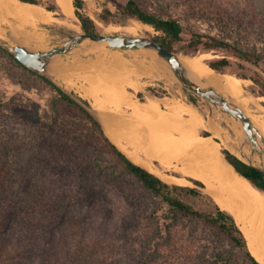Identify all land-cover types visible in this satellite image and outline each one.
Listing matches in <instances>:
<instances>
[{
  "label": "trees",
  "instance_id": "16d2710c",
  "mask_svg": "<svg viewBox=\"0 0 264 264\" xmlns=\"http://www.w3.org/2000/svg\"><path fill=\"white\" fill-rule=\"evenodd\" d=\"M21 1L44 5V0ZM98 1L103 22L127 15L148 24L160 32L154 39L170 51L184 41L187 22L204 19L200 11L179 13L176 8L184 6L173 0H150L148 6L128 0L122 7L116 0ZM74 6L83 30L98 32L84 12L85 0H74ZM46 8L62 13L56 2ZM224 33L222 26L218 35L192 31L188 47L228 51L264 69V36L251 42L241 33L234 39ZM1 57L35 77L49 99L46 113L39 112L40 121L31 128L22 127L27 120L21 119L12 131L0 132V264H263L236 219L205 192L203 182L190 179L197 185L192 187L164 181L129 158L101 121L53 79L0 47ZM208 64L219 73L234 65L226 56ZM252 80L264 95V81ZM191 102L198 106L195 98ZM13 109L26 106L0 100V111ZM223 154L264 191L263 172L229 150Z\"/></svg>",
  "mask_w": 264,
  "mask_h": 264
},
{
  "label": "bare ground",
  "instance_id": "6f19581e",
  "mask_svg": "<svg viewBox=\"0 0 264 264\" xmlns=\"http://www.w3.org/2000/svg\"><path fill=\"white\" fill-rule=\"evenodd\" d=\"M55 1L66 16L65 19H60L57 12L49 11L43 5L20 0H0V36L9 34L17 43L36 46L45 39L43 32L38 30L40 25L57 23L78 30L74 24L77 17L73 1ZM13 20L17 24H11ZM7 23L12 25L10 32L3 29ZM128 25L137 31L151 30V26L140 21L134 20L128 22ZM27 27L34 30H27ZM182 61L195 81L221 87L224 95L231 97L235 104L243 108L264 134L262 98H255L247 91L250 84L248 79L217 73L209 65L204 66L201 58L189 59L183 56ZM91 67L92 73L82 78L90 83V94L95 99L93 105L110 139L135 163L168 183L187 185L190 182L188 177L201 180L216 203L236 219L251 252L264 264V191L224 160L220 143L214 141L213 136L200 134L202 128L206 129L201 115L185 104L165 102L163 107V101L159 98L150 97L146 101L135 99L134 93L127 91L124 85L133 86L137 90L142 85L138 86L139 83L131 82L129 78L126 81L125 78H117L116 70L106 67L96 73V68ZM107 74L111 80H108ZM72 82V79H68L67 85H74ZM112 108H123L130 114H112L109 111ZM167 116L176 117L177 120L171 121ZM227 148L238 157H245L241 151L229 145ZM244 153L249 157L251 155L248 150ZM155 161L159 162L160 167L154 164ZM170 170L180 176L168 175L166 172Z\"/></svg>",
  "mask_w": 264,
  "mask_h": 264
},
{
  "label": "rangeland",
  "instance_id": "374dc122",
  "mask_svg": "<svg viewBox=\"0 0 264 264\" xmlns=\"http://www.w3.org/2000/svg\"><path fill=\"white\" fill-rule=\"evenodd\" d=\"M72 1L74 6V0ZM127 1L128 0H116V6L122 7ZM139 1L144 6H148L150 0ZM54 2L56 1L44 0L43 6L46 7ZM173 3L175 5L183 4L184 7L178 6L176 8L179 13L185 12L186 14H194L196 11H200L204 17V19L197 23L187 22L188 27L184 33V41L176 45L174 51L189 59L201 58V62L204 66H208V62L213 59L222 58L224 56L230 58L234 65L223 74L235 76H238V74H244L247 76L248 78L246 79L250 81L247 91L255 98H262L261 104L264 105V95L262 94L261 85L252 80L254 78L256 80L264 81V69L262 67H259L252 62L240 59L228 51H193L188 47L192 31L218 35L220 34L221 26L226 28V33L223 35L229 39H234L238 36V33H241L242 36L249 37L251 42H258V39L264 36V0H173ZM75 10L74 6V13ZM84 12L95 21L99 33L136 35L138 32H141L137 31L133 26L128 25V22L138 20L127 15L121 16L118 22H103L100 19V15L103 13V7L98 0H85ZM57 14L60 19L66 18L63 12H57ZM76 17L75 13V18ZM243 19L244 22H242ZM11 24H17V22L13 20ZM11 24L7 23L3 25V29L6 32H10L12 26ZM74 24L78 27V30L69 28L64 24L56 23L55 25L73 33L83 32V28L78 17L75 19ZM241 26H243V28H241ZM27 30L34 29L32 27H27ZM38 30L43 32L45 39L40 45L30 46L34 49H50L65 40V37L58 35V32L56 31L52 32L48 29L42 28L41 26H38ZM142 32L152 38L160 34V32L156 31L152 26L151 30L144 29ZM84 58H91L93 62L96 63L102 61L104 64L109 66L107 67L109 70H116L115 76L117 78H125V81L129 78L132 80L131 82L139 83L138 86L142 85L138 90L133 86L124 85V88L127 91L134 93L135 99L146 101L150 97H155L163 101V107L165 102L180 103L191 106L194 111L201 115L206 125V129L202 128L200 130L201 135H203L204 132H210L209 128L211 125L216 126L219 129V132L218 135L216 133L217 137H214V139L220 143L222 152L223 150L231 151L227 148V145L237 150L239 149V138H242L240 135H242L243 129L238 121L230 114H226L216 108L210 102V105L208 106L203 98L183 88L175 80L168 68L154 54L144 50L125 51L112 49L107 46H99L88 51V53L84 55ZM109 70H107L106 73H108ZM53 76L54 78H51H57L55 74ZM106 76L108 80H111L109 74ZM77 85L82 91L84 87L86 88V86H89L90 84L84 81H79ZM215 87L224 94L221 87L216 85ZM30 91L31 93L29 94L28 92ZM140 93H142V95L139 97ZM193 98L196 99L198 106H195L191 102ZM48 99L49 94L43 90L41 84L35 77L29 75L10 58H0V100H3L5 104L11 102V104L20 103L26 106V109H20L21 111L19 109H13V111H0V132L12 131L16 127L17 122L21 119L27 120L25 124H20L22 127L31 128L33 124L40 121V117L42 115H40L39 112L41 114L46 113ZM110 110L112 114H130L123 108L120 110L112 108L109 109V111ZM166 118L171 121L177 120V118L173 116H167ZM206 119L209 120V122H206ZM247 150L250 153L253 152L250 143L247 144ZM256 157H258L257 161L260 162L261 158L258 153H256ZM154 164L160 167L159 162L155 161ZM166 173L168 175H179L171 170ZM187 179L190 181L187 185H177L197 187V185L192 182L189 177ZM197 208L206 209L204 206L199 204L197 205Z\"/></svg>",
  "mask_w": 264,
  "mask_h": 264
},
{
  "label": "water",
  "instance_id": "95a60500",
  "mask_svg": "<svg viewBox=\"0 0 264 264\" xmlns=\"http://www.w3.org/2000/svg\"><path fill=\"white\" fill-rule=\"evenodd\" d=\"M57 32L58 35L65 37V40L50 49L38 50L21 43H17L9 36V34L0 36V47L28 68L36 70L50 78L52 77L51 74L57 64L82 57L95 47L107 46L117 50H144L150 52L168 68L175 80L183 88L203 98L208 106L210 105V102L216 108L226 114H230L238 121L243 129L242 138H239L238 150L245 156L244 158H239L249 166L264 173L263 132L255 126L243 108L233 102L231 97L225 96L213 86L203 85L195 81L191 72L182 61L184 55L168 50L154 38L146 35L142 31L138 32L136 35L118 33L105 34L99 32L88 33L84 30L81 33H73L64 29L58 30ZM216 72L219 73L218 71ZM60 86L74 100L83 105L97 117V113L92 105H87L80 97L73 94V92L69 91L62 85ZM248 143L251 144L253 149V152L250 153V157L244 153V151L247 150ZM256 153L260 155V162L257 161Z\"/></svg>",
  "mask_w": 264,
  "mask_h": 264
},
{
  "label": "crops",
  "instance_id": "0c3cea01",
  "mask_svg": "<svg viewBox=\"0 0 264 264\" xmlns=\"http://www.w3.org/2000/svg\"><path fill=\"white\" fill-rule=\"evenodd\" d=\"M93 63H95L93 65ZM97 64V65H96ZM77 65V66H76ZM91 65H93L92 67L95 69L94 72L96 73H100L101 70L105 69L106 67H109L107 64H104L102 61H99L98 63L96 62H93V60L91 58H84V56L82 57H79L77 59H73V60H69L67 62H64V63H59L57 64L56 68L53 70L51 76L54 78V74L56 75V79H54L58 84L62 85L63 87H65L66 89L70 90V91H73L77 94H79V96H81L83 99H86L90 102V104L92 105V107L94 108L95 112L98 113V111L96 110V108L94 107V103H95V99L91 96V88H90V85L89 86H86V88L81 91L79 88H78V82L79 81H84V82H87L88 84L89 81L85 78H82V77H85V75H88V73H92V71L90 70V67ZM96 65V66H95ZM99 65V66H98ZM107 65V66H105ZM85 67V68H84ZM77 68V69H76ZM88 68V70H87ZM82 69V70H81ZM85 69V70H84ZM74 71V72H73ZM78 71V73H77ZM73 72V73H72ZM80 72V73H79ZM71 73V75H70ZM74 73H76V75H74ZM81 74V75H80ZM76 76V78H75ZM78 76V77H77ZM80 76V78H79ZM69 77V78H68ZM71 77V78H70ZM68 79H72L74 83V85H66L67 82H68ZM76 79V80H75ZM79 80V81H78ZM78 81V82H77ZM89 88V89H88ZM87 89V90H86ZM89 96V97H88ZM94 99V100H93ZM98 117V116H97ZM206 122H209V120H205ZM211 125V124H209ZM215 129H214V128ZM219 131V129L216 127V126H213L211 125L210 128H209V131L212 132L211 134H215V135H211L213 137H217L216 136V133ZM216 132V133H215ZM214 141H216L214 139ZM221 151V150H220ZM223 158H225V155L223 154ZM226 160V158L224 159ZM233 166V165H232ZM234 167V166H233ZM190 179H194V180H198V181H201L199 179H196V178H191L189 177ZM202 182V181H201ZM205 190L207 193H209L207 191V186L205 185ZM209 195L211 196V194L209 193ZM212 197V196H211ZM213 198V197H212Z\"/></svg>",
  "mask_w": 264,
  "mask_h": 264
}]
</instances>
